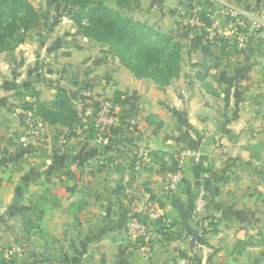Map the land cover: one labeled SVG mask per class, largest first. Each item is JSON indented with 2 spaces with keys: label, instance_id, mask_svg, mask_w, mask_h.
Returning <instances> with one entry per match:
<instances>
[{
  "label": "crops",
  "instance_id": "crops-1",
  "mask_svg": "<svg viewBox=\"0 0 264 264\" xmlns=\"http://www.w3.org/2000/svg\"><path fill=\"white\" fill-rule=\"evenodd\" d=\"M139 3L137 20L181 44L169 85L80 40L60 55L57 81L26 79L46 104L87 85L71 129L24 110L21 84L0 85V264H264V58L248 52L237 75L217 35L188 22L196 9L218 18V0ZM98 97L119 98L107 143L91 114Z\"/></svg>",
  "mask_w": 264,
  "mask_h": 264
},
{
  "label": "rangeland",
  "instance_id": "rangeland-1",
  "mask_svg": "<svg viewBox=\"0 0 264 264\" xmlns=\"http://www.w3.org/2000/svg\"><path fill=\"white\" fill-rule=\"evenodd\" d=\"M218 1L220 2L216 11L218 18L214 19V15L208 14L211 17L209 26L200 22L196 25L206 26L212 34L221 37L218 49L222 47L227 52L222 57L238 66L237 75H246L248 74L245 72L246 67L248 63L251 64L248 52L250 54L253 47H256L258 39L264 40V0ZM97 3L127 19L136 21L140 19L139 2L118 7L115 0H86L81 16L82 22L87 23L85 13L94 9ZM80 4L82 0H25L24 3L18 4L15 18L6 19L7 25L11 24L4 30L7 34L0 36V85L6 86V90L14 93L20 90L24 98L28 97L33 101L32 90L27 89L26 79L30 77L34 81L43 82L49 79L57 81L61 69L58 68V59L60 55L69 54L67 48L70 46L69 43L77 40L85 46L93 43L90 45L96 52H107L106 44L85 37L78 29L74 17L80 10ZM29 6L33 10L31 15L28 12ZM192 21L190 17L188 22L192 23ZM24 30L25 39L22 43H18ZM249 46H252L250 51ZM263 47L260 48L261 53L264 52ZM259 72L260 68H256L254 74H260ZM18 83L22 87L17 90ZM29 86L35 90L31 82ZM84 92L88 94L87 90ZM21 101L16 99L17 103Z\"/></svg>",
  "mask_w": 264,
  "mask_h": 264
},
{
  "label": "trees",
  "instance_id": "trees-1",
  "mask_svg": "<svg viewBox=\"0 0 264 264\" xmlns=\"http://www.w3.org/2000/svg\"><path fill=\"white\" fill-rule=\"evenodd\" d=\"M20 2L24 3L25 0H0V36L7 34L4 30L11 24L7 25L6 19L15 18V11ZM115 2L118 7H125L130 3H138L139 0H115ZM85 6L86 0H82L80 10L74 17L78 29L85 37L106 44L108 50L105 53L116 58L135 78L150 79L158 86H167L178 77L181 71L182 47L170 34L159 32L146 23L127 19L116 11L103 7L100 3L85 13L87 23H84L81 16ZM28 12L32 14L31 6L28 7ZM208 14L210 13L199 9L196 20L209 26ZM24 34L25 30L18 43L24 41ZM217 39L220 41L221 38L217 35ZM262 46H264V40L258 39L251 53L256 57L264 58V52L260 51ZM27 89L32 90L34 100L25 102L24 110L31 112L49 125L58 124L69 129L72 128L74 120L78 118V112L71 106V102L80 98V91L89 90L84 83L78 86V90L59 88L54 101L46 104L39 101L38 91L29 85ZM18 96L25 97L24 94H18ZM110 101L115 105L119 98ZM95 106L96 103L92 102V107L95 108ZM205 190L210 196L209 203L217 210L219 205L213 202V194L208 182L205 184ZM158 232L165 241H170L175 237L166 225L161 226Z\"/></svg>",
  "mask_w": 264,
  "mask_h": 264
},
{
  "label": "built area",
  "instance_id": "built-area-1",
  "mask_svg": "<svg viewBox=\"0 0 264 264\" xmlns=\"http://www.w3.org/2000/svg\"><path fill=\"white\" fill-rule=\"evenodd\" d=\"M194 11L195 14L192 17V23L198 24V21L196 20V14L197 12H199V9H196ZM207 17L211 19L209 15H207ZM94 102L96 103V106L95 108H93V112L91 114L94 115V126L97 130V141L99 143H107L108 133L118 124V113L116 112L114 105L108 99L98 97ZM135 153L140 157H147L149 152L146 149H139L136 150ZM178 181V175L171 177L169 187L173 189ZM201 196L202 195H200V198H198V209L202 206L203 203V198ZM129 227L136 235H141L144 230L141 225L134 222L131 223Z\"/></svg>",
  "mask_w": 264,
  "mask_h": 264
}]
</instances>
